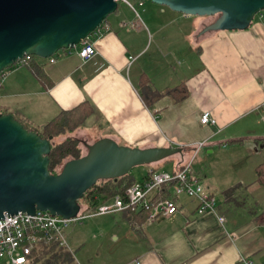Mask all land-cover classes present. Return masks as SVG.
I'll list each match as a JSON object with an SVG mask.
<instances>
[{
  "label": "crops",
  "instance_id": "1",
  "mask_svg": "<svg viewBox=\"0 0 264 264\" xmlns=\"http://www.w3.org/2000/svg\"><path fill=\"white\" fill-rule=\"evenodd\" d=\"M113 14L88 38L94 49L89 59L81 60L73 48L62 51L53 64L32 60L31 66L42 67L49 86H42L26 66L9 72L0 83V110L41 127L88 102L93 114L72 138L86 141L87 131L95 130L96 141L110 139L119 146L178 149L175 154L183 149L182 155L163 160L174 161V170L187 163L191 146L201 141L207 146L199 151L207 154L233 141L239 143L228 148L264 149V11L243 30L216 32L205 31L213 21L207 17L171 10ZM142 76L159 92L185 83L188 98L174 104L166 97L147 107L140 97ZM204 112L215 125L200 123ZM161 162L145 166L142 178ZM199 165L192 172L215 199L219 194L215 212L197 216L196 201L181 196L178 212L168 219L148 223L121 214L130 220L114 222L110 239L124 246L111 256L108 251L97 254L88 264H264V211L249 191L255 186L253 167L249 184L240 177L245 173L223 174L221 180L233 181L228 187L220 184L222 190L216 187L217 194L205 185L207 168ZM234 187L228 197L223 195Z\"/></svg>",
  "mask_w": 264,
  "mask_h": 264
},
{
  "label": "water",
  "instance_id": "2",
  "mask_svg": "<svg viewBox=\"0 0 264 264\" xmlns=\"http://www.w3.org/2000/svg\"><path fill=\"white\" fill-rule=\"evenodd\" d=\"M151 1L186 16L217 17L205 29L215 32L243 30L264 11V0ZM117 8V0H0V72L24 55L49 59L75 48ZM49 141L26 131L12 115L0 116V219L36 211L73 218L80 211L78 200L98 181L117 179L179 152L101 139L53 176L48 172Z\"/></svg>",
  "mask_w": 264,
  "mask_h": 264
},
{
  "label": "built area",
  "instance_id": "3",
  "mask_svg": "<svg viewBox=\"0 0 264 264\" xmlns=\"http://www.w3.org/2000/svg\"><path fill=\"white\" fill-rule=\"evenodd\" d=\"M118 2L133 8L126 0H117ZM98 31L99 28L95 33ZM87 40L75 47L78 49L77 56L83 61L94 54V49L92 45L87 44ZM62 51L66 50L58 51L47 59L49 63L53 64ZM32 57L24 55L14 65L23 67L32 60ZM8 74V68L0 72V83ZM200 123L215 125V120L209 112H204L200 116ZM206 146L207 142L201 141L191 147L198 152ZM164 190L170 195L162 197ZM181 196L196 201L197 216L216 211L215 197L204 189L199 177L192 172L190 162L174 170L172 174L150 171L145 180L136 182L125 190L123 199L116 196L108 202L99 204L94 210L83 211L70 219L43 211H36L33 215L22 213L4 215L0 219V264H28L33 250L43 245H56L63 249L67 246L65 231L70 225L81 224L87 217L108 214L135 215L145 211L148 212L146 218L148 223L168 219L178 212L175 199Z\"/></svg>",
  "mask_w": 264,
  "mask_h": 264
},
{
  "label": "trees",
  "instance_id": "4",
  "mask_svg": "<svg viewBox=\"0 0 264 264\" xmlns=\"http://www.w3.org/2000/svg\"><path fill=\"white\" fill-rule=\"evenodd\" d=\"M138 1V0H137ZM119 6V3H118ZM118 11H115V13ZM209 18V17H207ZM107 21L104 20L102 25ZM101 25V26H102ZM100 26V28H101ZM99 28V29H100ZM95 34V33H93ZM92 34V35H93ZM36 57H32V60ZM32 60L25 66L30 69L36 80L44 87L49 86L46 83V78L41 66H31ZM15 66V65H13ZM12 66V67H13ZM140 97L147 107H150L157 101L163 98H170L174 104L183 102L188 98V88L185 83H181L171 89L164 92H159L150 87L148 79L144 76L141 77L139 82ZM12 115L16 122L20 123L23 128L28 132L37 134L42 140L50 139V153L48 155V172L50 175L56 176L60 173L62 166L71 160L81 158L82 153L80 150V141L72 138L71 135L82 127L83 123L93 114V108L88 102H84L77 107L62 111L55 116L51 121L44 126L36 127L32 125L26 118L22 116H15L5 110H0L1 115ZM239 141H233L228 145L237 144ZM264 144V143H263ZM222 145V144H221ZM227 145V144H226ZM181 153L175 155H182ZM174 156V155H173ZM180 168H176L178 170ZM257 184L264 186V163L256 168ZM147 175L142 178L145 180ZM137 180L129 172L128 174L113 180L98 181L94 186L89 188L82 198L78 200V206L80 207L79 213L87 210H94L99 204L110 201L112 198L118 196L124 198L125 190L135 184ZM236 190V187L230 188L223 192V195L228 197ZM169 192L164 190L162 197L169 196ZM176 200V199H175ZM148 216V212L141 211L138 214L129 215V217L137 218L145 221ZM127 219V218H126ZM130 220V219H127ZM45 259V264H75L73 258L67 254L63 249L56 245H43L33 250L29 262L31 264L37 263L40 259Z\"/></svg>",
  "mask_w": 264,
  "mask_h": 264
},
{
  "label": "rangeland",
  "instance_id": "5",
  "mask_svg": "<svg viewBox=\"0 0 264 264\" xmlns=\"http://www.w3.org/2000/svg\"><path fill=\"white\" fill-rule=\"evenodd\" d=\"M126 1L133 8L131 9L125 3L121 2L118 6L119 13L124 12L126 10H134L141 14L142 11L146 10L147 8L170 10L167 6L156 5L151 0H144L142 2H139L137 0ZM114 16L115 14L110 15L109 18L112 19ZM190 18L201 19L203 17L190 16ZM216 18L217 17H209L208 19L213 20V23ZM20 68L23 67L13 66L8 68V72H14ZM87 133L89 136V140L88 136L86 138V141H84L83 139L79 140L81 142L79 147L82 155L87 153L86 146L93 144L94 142L92 141H96V135L98 134L95 130H89L87 131ZM228 147H230V145L222 144L219 146V148L222 150L214 151L213 154H207L206 151H199L197 153L194 151L189 152L190 158L188 159L187 163L191 162L192 170L197 171V166L199 164L200 167H203V165L206 166L207 169L205 172L207 173V181H205V185L210 186V188L212 186V189H214L217 194L220 193V189L222 190V186L220 184L224 183L223 185L227 186L233 181L229 177L225 178L224 180H221L223 174L228 176L230 174H235L236 172L245 173L246 176L240 177L249 184L250 180L248 176V171L250 167H253V169L251 170V175L255 178V186L250 187L249 191L250 195L252 192L256 193V199L259 201L264 211V186H259L257 184L256 176V168L264 163V149L259 151L258 153H254L253 151L249 150L246 145L235 149H231ZM236 158H242L243 161L239 162L238 160H236ZM255 166L257 167L254 170ZM153 167L154 169H156V171L172 174L174 171V161L165 160L159 164L154 165ZM145 169V166H137L131 169L130 173L135 177L137 181H140ZM211 179L212 183H210ZM216 187H220L219 190H217ZM204 189L207 190L206 187H204ZM218 196H216V199H218ZM110 203L111 202H109V204ZM123 220L126 221L127 219H125L121 214H108L104 216L87 217L81 224L70 225L69 228L65 231V239L67 241V246H65L63 250L73 258L75 264H88L89 259H92V257L97 254L101 257L100 254L106 253L107 251L109 252V256L114 255V253H117V249L123 247L124 244L112 243V240L110 239V235L112 233L111 226L114 225V222ZM97 260L100 259L97 257ZM37 264H45V259L41 258L39 263Z\"/></svg>",
  "mask_w": 264,
  "mask_h": 264
}]
</instances>
